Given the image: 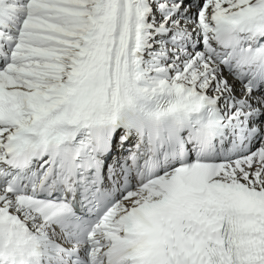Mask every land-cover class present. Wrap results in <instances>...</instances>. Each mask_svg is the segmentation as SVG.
I'll return each mask as SVG.
<instances>
[{
	"label": "snow or ice",
	"instance_id": "1",
	"mask_svg": "<svg viewBox=\"0 0 264 264\" xmlns=\"http://www.w3.org/2000/svg\"><path fill=\"white\" fill-rule=\"evenodd\" d=\"M0 264H264V0H0Z\"/></svg>",
	"mask_w": 264,
	"mask_h": 264
}]
</instances>
